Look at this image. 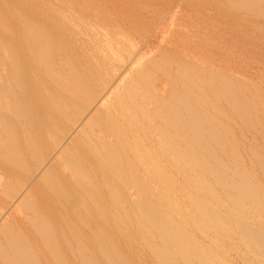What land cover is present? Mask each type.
Wrapping results in <instances>:
<instances>
[{"label":"bare ground","instance_id":"obj_1","mask_svg":"<svg viewBox=\"0 0 264 264\" xmlns=\"http://www.w3.org/2000/svg\"><path fill=\"white\" fill-rule=\"evenodd\" d=\"M120 2L0 0V264H264V0Z\"/></svg>","mask_w":264,"mask_h":264},{"label":"rangeland","instance_id":"obj_2","mask_svg":"<svg viewBox=\"0 0 264 264\" xmlns=\"http://www.w3.org/2000/svg\"><path fill=\"white\" fill-rule=\"evenodd\" d=\"M104 1V0H95V2H99L100 4H102V5H100L101 7H102V9H103V11H105V8L107 9H109V10H111V9H113V10H111V14L109 15L106 11L104 12L105 13V16H114L115 15V13L117 14V12L119 13H121V9L123 8V6H122V3L121 2H123V0L121 1V0H118V2H117V0H105V1H109V4H108V2L107 3H105V5L106 6H109V7H106V6H104L105 8H103V3L102 2ZM111 1H113V3L115 2V5L116 6H122L121 8H119L120 10L119 11H117L118 9V7H115V5H113V3L111 2ZM121 1V2H120ZM110 2H111V4H110ZM116 2H117V4H119V2L121 3V4H119V5H117L116 4ZM129 3V1H124V3L125 4H127L128 5V3ZM123 3V4H124ZM124 4V7H126L127 8V10L128 11H126V8H125V10L124 9H122V17H124V19H125V17H126V14H124V13H127V12H129V7L131 8V11L129 12L130 14H128V18L126 17V21L128 22V20L129 19H131V21L133 22V16H132V18H130L131 17V14L132 15H137V16H139V13H137L138 12V9H139V7L137 6V8H135V5H132L131 6V4H129L128 6L127 5H125ZM111 5H113V6H111ZM134 6V8H132ZM112 7V8H111ZM114 7H115V9H114ZM147 7H149V8H147ZM153 6L152 5H148V6H144V9H142V10H144V11H142V10H139V12H140V14L143 12V14L144 15H141V17H139L140 19H142V16L143 17H145V16H147L146 14L148 13V10H149V13L151 14V12H152V10H153V8H152ZM145 8H147V10L145 9ZM150 8H152V10L150 9ZM133 9H136V10H133ZM112 11H116V12H112ZM136 12V13H134L133 14V12ZM142 11V12H141ZM145 11H147L146 13H145ZM151 11V12H150ZM109 12V11H108ZM119 13V15H121ZM106 14H108V15H106ZM112 14H114V15H112ZM123 14H124V16H123ZM118 15V14H117ZM136 18H138V17H136ZM138 18V19H139ZM135 19V18H134ZM137 19V20H138ZM131 21H129V22H131ZM84 35H86L87 36V33H82V35H81V38H84L83 36ZM257 35L255 34V38H256V40H257V42L258 41H260V42H258V44H257V42H256V40H254V42H256V44H257V46H259V47H257L256 46V44L254 43V45L255 46H253L254 48H258V49H261L262 47H263V49H264V43H262V41H261V39L260 38H258L257 39ZM86 38V37H85ZM264 42V41H263ZM262 43V44H261ZM252 45H253V43H252ZM261 45V46H260ZM253 48V49H254ZM255 49V50H253L252 49V51L250 52V53H248V54H242V56L239 58V65H240V68H241V72L243 73V75H244V77L245 78H247L248 79V81L250 82V83H253V84H255L257 87H259V89L260 90H262V93H263V100H262V103L264 102V50L263 49H261V50H263V51H261V50H258V49ZM258 52H257V51ZM253 51H255V52H253ZM216 57H219L218 55H216ZM229 59V58H228ZM263 105H264V103H263ZM249 134V133H248ZM247 134V136H248V139L245 141V143H246V145H250V144H248V143H250L251 142V144H255L256 143V140H257V142L259 143H256V144H258V145H260L261 143H262V138L260 139L259 137H261L260 136V134H257V135H259V136H257V138H256V136H255V139L252 137V133L251 134H249L248 135ZM246 136V137H247ZM254 136V135H253ZM250 137V138H249ZM251 138H253L252 140H251ZM259 138V139H258ZM249 140H251V141H249ZM255 140V141H254ZM261 140V141H260ZM249 141V142H248ZM253 141V142H252ZM260 141V142H259ZM1 212V211H0ZM1 218V217H0ZM2 219H0V221H1ZM142 264H150V263H148V262H143Z\"/></svg>","mask_w":264,"mask_h":264}]
</instances>
